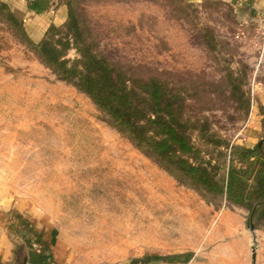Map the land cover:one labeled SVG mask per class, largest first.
I'll return each instance as SVG.
<instances>
[{
    "label": "rangeland",
    "instance_id": "374dc122",
    "mask_svg": "<svg viewBox=\"0 0 264 264\" xmlns=\"http://www.w3.org/2000/svg\"><path fill=\"white\" fill-rule=\"evenodd\" d=\"M69 2L98 52L134 77L172 82L210 135L264 144L262 18L243 15L244 0H54L52 9ZM103 118L0 27V236L19 264L50 240L66 264H253L254 248L264 264V225L251 231L244 208L181 185ZM197 135L225 175L228 151Z\"/></svg>",
    "mask_w": 264,
    "mask_h": 264
},
{
    "label": "trees",
    "instance_id": "16d2710c",
    "mask_svg": "<svg viewBox=\"0 0 264 264\" xmlns=\"http://www.w3.org/2000/svg\"><path fill=\"white\" fill-rule=\"evenodd\" d=\"M61 26L51 25L34 43L23 15L0 3V27L36 55L56 78L88 96L104 122L178 183L207 201L218 199L244 208L248 225H264V144L254 148L231 145L209 134L208 123L187 116L188 95L169 81L134 77L89 42L84 23L72 2ZM74 50L77 58H68ZM240 92V87L238 88ZM244 97V94H243ZM198 132L205 145L228 151L227 173L196 146Z\"/></svg>",
    "mask_w": 264,
    "mask_h": 264
},
{
    "label": "crops",
    "instance_id": "0c3cea01",
    "mask_svg": "<svg viewBox=\"0 0 264 264\" xmlns=\"http://www.w3.org/2000/svg\"><path fill=\"white\" fill-rule=\"evenodd\" d=\"M0 1L8 4L12 10H18L23 15L26 31L34 43H39L44 38L51 25H63L68 18V10L64 5L56 7L53 11L54 0ZM241 7L240 11L246 17H253L258 20L264 17V0H244ZM258 93L264 97V90ZM260 100L264 106V98ZM253 128L259 129V126L256 125ZM249 141L251 143L249 148H254L261 142V140L253 139ZM49 247V251L43 256H34L24 264H39L42 261H44V264H66V250L60 242L50 240ZM17 257L14 243L9 238L3 235L0 236V264H19Z\"/></svg>",
    "mask_w": 264,
    "mask_h": 264
},
{
    "label": "water",
    "instance_id": "95a60500",
    "mask_svg": "<svg viewBox=\"0 0 264 264\" xmlns=\"http://www.w3.org/2000/svg\"><path fill=\"white\" fill-rule=\"evenodd\" d=\"M250 228H251V231H254L255 230L254 225H252ZM252 260H253V264H255L256 263V249L255 248L253 249V257H252Z\"/></svg>",
    "mask_w": 264,
    "mask_h": 264
},
{
    "label": "built area",
    "instance_id": "2783aa9c",
    "mask_svg": "<svg viewBox=\"0 0 264 264\" xmlns=\"http://www.w3.org/2000/svg\"><path fill=\"white\" fill-rule=\"evenodd\" d=\"M262 32H263V35H264V17L262 18Z\"/></svg>",
    "mask_w": 264,
    "mask_h": 264
}]
</instances>
